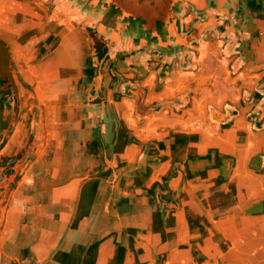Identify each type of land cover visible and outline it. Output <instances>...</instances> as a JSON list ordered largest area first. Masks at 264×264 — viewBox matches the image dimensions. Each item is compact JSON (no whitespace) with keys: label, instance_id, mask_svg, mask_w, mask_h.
Here are the masks:
<instances>
[{"label":"crops","instance_id":"0c3cea01","mask_svg":"<svg viewBox=\"0 0 264 264\" xmlns=\"http://www.w3.org/2000/svg\"><path fill=\"white\" fill-rule=\"evenodd\" d=\"M235 4L234 51L220 16L191 48V69L160 83L161 64L114 59L98 89L102 52L85 30L40 0H0L19 98L14 116L0 93V264H264V0ZM204 46L234 77L228 93L207 108L183 94L177 109L133 123L120 84L143 85L149 104L171 101L182 79L204 78Z\"/></svg>","mask_w":264,"mask_h":264},{"label":"water","instance_id":"95a60500","mask_svg":"<svg viewBox=\"0 0 264 264\" xmlns=\"http://www.w3.org/2000/svg\"><path fill=\"white\" fill-rule=\"evenodd\" d=\"M52 14L65 19L85 30L96 49L102 52L97 56L99 74L98 89H101L100 68L108 61L120 63L136 69L161 64L157 70L160 83L169 81L175 69H191V48L203 40L209 31H217L220 24L217 17L228 20L230 42L226 53L238 45L239 31L232 21L237 15L236 0H40ZM234 2L232 11L226 15L224 6ZM189 18L187 23L184 19ZM98 52V51H97ZM102 56V58L100 57ZM242 65L238 57L232 70ZM121 94L135 101V116L159 113L166 107H176L184 101L179 96L171 101L157 104H144L145 90L138 83L129 81L120 84ZM0 92L3 99L13 97V114L18 111V94L9 68L8 51L0 40ZM213 120L222 122L219 113L210 110ZM258 115L264 109L258 108ZM260 121V120H259ZM262 121V120H261ZM260 121V122H261Z\"/></svg>","mask_w":264,"mask_h":264},{"label":"rangeland","instance_id":"374dc122","mask_svg":"<svg viewBox=\"0 0 264 264\" xmlns=\"http://www.w3.org/2000/svg\"><path fill=\"white\" fill-rule=\"evenodd\" d=\"M204 48H206V47L205 46L203 47V50H202L203 52L201 51V52L197 53L198 64H199L198 66L200 67V70H202L201 75H203L204 78L203 79L198 78L196 75H194V76L188 75L189 76L188 81H187L188 83L185 82V79L181 80L182 84L184 83L183 84L184 86L182 88L184 91L185 85L191 84L192 91L191 90H187V92L180 91L177 96L179 97V96H182L183 94H185L186 97H188V99H190V101H192L191 97H192V94H194L193 96H198L200 98L199 101L204 103V107L207 108L208 104L211 107H213L212 101L213 102L219 101L220 98L222 99L224 97L225 93L226 94L228 93V91L230 90V87H228V86H230V84H232L231 81H232V79H234V77H232L230 79L229 76H227L226 62H224L222 57H220L219 55L206 57V53H205ZM198 75H200V73ZM198 79L200 80V82L198 81ZM198 82H199V87H195L196 83H198ZM141 86H143V85H141ZM145 92H146L145 93V97H146L147 91H145ZM177 96L174 97L172 100L177 98ZM18 101H19V98H18ZM144 104L150 105L146 101H144ZM187 106H189V105H187ZM166 108H168V107H166ZM172 108H176V107H172ZM165 109H163L162 111H164ZM210 110L215 111L216 109L211 108ZM161 112H159V113H161ZM159 113H148V114L143 115L142 117L136 118L135 110L130 109L127 112V116L129 117V119H132V118H134V119H145V117L155 116ZM210 116H211V114H210ZM219 118L222 119L221 120L222 122H218V121H215L213 119H212V121L215 122L216 124H222L224 121H226V119L220 117V115H219ZM249 119L251 121H253L254 116H249ZM133 123H134V120H133Z\"/></svg>","mask_w":264,"mask_h":264},{"label":"trees","instance_id":"16d2710c","mask_svg":"<svg viewBox=\"0 0 264 264\" xmlns=\"http://www.w3.org/2000/svg\"><path fill=\"white\" fill-rule=\"evenodd\" d=\"M1 93V92H0Z\"/></svg>","mask_w":264,"mask_h":264}]
</instances>
